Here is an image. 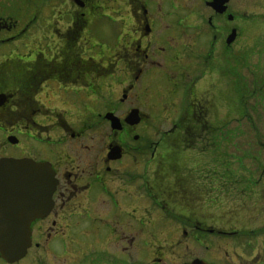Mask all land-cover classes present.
<instances>
[{
  "label": "flooded vegetation",
  "instance_id": "1",
  "mask_svg": "<svg viewBox=\"0 0 264 264\" xmlns=\"http://www.w3.org/2000/svg\"><path fill=\"white\" fill-rule=\"evenodd\" d=\"M211 1H203L208 12L204 18L193 9L191 0H37L35 3L40 7L33 12L35 16L56 18L60 24L64 23L61 24L63 32L55 29L56 35L52 36L57 40L46 49L33 52H22L18 45L14 48L0 46V159L47 164L56 180L51 209L46 216L31 223V246L25 256L13 264L28 258L31 264H46L42 262L44 258L49 259L47 264H79L74 248L64 249V254L58 256L62 260L53 262L51 255L55 253L50 250V242L66 234L69 228L77 232L80 226L98 219L107 227L116 228L111 230V237L100 243V248L114 246V251H119L121 245L120 252L128 254L136 238L133 236L135 213L142 214L137 217L138 221L148 215L155 226L175 228V232L169 234L170 238L175 234V242L171 239H164L163 244L159 242L162 246L154 247L147 257L150 263L167 260L173 253L172 248L180 246L181 238L190 236L201 245L197 242L200 233L209 238L231 239L235 244L248 238L240 231L201 228L194 202L179 205L170 203L172 201L167 203L165 199L160 201L156 196L151 198L152 192L163 194L160 185L167 175L164 155H155L158 147L161 146L164 153L171 143L180 144V152L195 149L200 135L209 131L207 117L209 111L216 110L215 93L210 89H216V83L228 75L232 47L242 40L248 25H256L264 18L246 10L250 5L262 9L259 0H239L238 7L235 0H228L222 14L207 6ZM21 2L0 0V44L7 42L6 39L17 44L26 32L28 27L22 24ZM99 19L120 20L126 30L121 44L114 52H109V56L97 49L85 50ZM178 20L183 23L177 24ZM216 20L221 24L216 25ZM169 30L174 34L168 33ZM259 30L264 34V27ZM232 33L234 40L227 44ZM8 35L11 37L7 38ZM188 37L192 38L191 43H185ZM245 45L242 40L238 46ZM104 78L115 80L119 86L126 85L116 100L119 106L139 90L148 98L151 111L184 112L179 121L162 132L158 142H152L145 134L147 130L141 129L148 116L140 112L143 109L139 107L128 106L127 112L119 117L114 112L118 109L117 103L109 102L104 114L94 112L87 120L81 115L77 125H72L63 115L70 109L48 106L49 91L56 94L61 105L74 106L87 93L97 95ZM205 80L208 88L197 96ZM140 83L145 87L138 89ZM153 99L157 102L153 103ZM132 110L138 111L139 122L135 125L125 122ZM74 111L101 110L79 107ZM107 115L119 121L118 130L111 129ZM103 125L109 128L105 144L101 136ZM139 126L142 135L138 134ZM139 157L143 163L153 164L151 178L149 172L148 175L145 171L136 172ZM130 187L134 192H130ZM154 200L160 203L155 204ZM140 201L145 202L142 208L137 206ZM156 210L163 214L157 220L152 219L151 213ZM120 224L129 229L127 234L131 237L123 235L125 229L119 230ZM83 232L86 236L89 234L82 229L80 235ZM136 234L144 233L136 231ZM250 234L254 233L249 231L248 236ZM250 243L247 240V246L241 243L240 248L245 251L248 247L249 251ZM212 251L210 248L206 260L193 257L180 264H264V253H254V250L241 251L243 254L236 250L219 251L217 255ZM0 264L8 263L0 257Z\"/></svg>",
  "mask_w": 264,
  "mask_h": 264
},
{
  "label": "rangeland",
  "instance_id": "2",
  "mask_svg": "<svg viewBox=\"0 0 264 264\" xmlns=\"http://www.w3.org/2000/svg\"><path fill=\"white\" fill-rule=\"evenodd\" d=\"M35 1L37 0H22L21 2L22 24L28 28L20 36L18 43L14 44L6 39L7 42L0 44L1 47L11 48L10 46H13L14 48L18 45L22 52L25 50L40 51L48 48L49 43H54L53 41L57 40L52 38L56 35L55 29L59 28L63 32L64 26L61 25L64 24L63 22L60 24L56 18L48 20L44 18L45 16L33 14L40 7ZM203 1L191 0L194 4L193 9L206 18L208 12ZM259 1H261L262 9L247 5L248 13L264 16V0ZM235 2L238 7L239 0H235ZM263 22L264 18L258 20L256 25L247 26V33L240 38L246 44L244 47L238 46L242 40H239L240 42L232 47L231 67L228 75L224 80L221 78L216 83V89H210L215 93L216 110L209 111L207 117V125H210L209 131L200 135L199 141L194 146L195 149L180 152L182 148L180 144L172 145L171 142H168V145H170L169 143L171 145L165 153L161 146L158 147L155 155H164L162 159L167 175H164L160 185L163 194L156 191L157 193L152 192L151 196L152 199L156 196L160 201L165 199L167 203L172 201L170 203L175 202L179 205H189L194 202L197 204L195 208L198 211L197 217L201 223H199L201 228L205 230L240 231L248 237L241 240L242 246H247V240L250 241L251 249L249 251L254 250V253H264V34L263 31L259 30L264 27ZM168 23L172 25L173 22ZM176 23L182 24L183 21L178 20ZM215 23L216 25L221 24V21L216 20ZM92 31V34L97 38L93 35L91 39L88 38V47L85 50L87 51L88 48L97 49L99 53H104L106 56H109V52H114L115 47L121 44L122 35L126 32L121 21L117 19H99ZM168 33H173V31L169 30ZM9 37L11 35L7 36V38ZM186 39L185 43H191L192 38ZM114 81L104 78L100 82L102 84L101 89L96 91L97 95L93 96L87 93L85 97H80L74 106L72 104L61 105L57 101L56 94L52 95V92L49 91L50 98L48 101L51 102L48 103V106L70 109V111H65L66 114L63 115L72 125H77L81 115L83 119L86 118L87 120L90 118V114H104L106 112L105 106L109 102L117 103L118 109L114 112L119 117L127 112L125 110L128 106L139 107L143 110L149 107L148 98L139 90L132 94L130 100L119 106L116 100L120 98V91L125 89L126 85L119 86ZM206 86L207 80L200 85L197 96L204 93V89L208 88ZM143 87L145 85L142 83L138 85V89ZM153 100V103L157 102V99ZM95 106L101 111H74L75 108L79 107L85 109L96 108ZM143 110L140 112L146 114L150 119L146 118L147 123H144L142 128L139 126L137 131L138 134L142 135L140 128L143 131L147 130L145 134L149 136L152 142H158L162 132L179 121L184 112L151 111L149 108L147 111ZM149 124L151 126L148 129ZM205 129L207 130V128ZM108 132L109 128L103 125L101 128L103 144L107 140ZM148 157L149 153H147L146 159ZM139 158L138 165H135L136 172L141 174L145 171L151 174V171L154 170L153 164L143 163L141 157ZM125 162L127 160H124ZM121 171L125 172V169ZM150 174L151 178L152 174ZM135 186L137 185L135 184ZM130 192H134L132 187H130ZM158 200L153 202L159 204ZM153 202L146 204L150 203L152 206L154 205ZM134 203L138 204L139 202ZM143 203L145 202L140 201L137 206L142 208ZM155 206L157 207V205ZM151 213L152 219L156 220L162 214L159 210ZM141 215L135 213L134 222L131 220L135 229L133 236L135 235L136 238L128 254L120 252L121 245L118 247L119 251H114V246L107 249L100 248V243L111 237V230L114 231L116 228L107 227V225L99 222V219L84 227L80 226L79 229H76L77 232H74L72 228L67 229L66 234L51 240V249L47 246L46 248L51 251L54 250L55 254L54 256L51 255V258L55 263L62 260L58 256L64 254V249L74 248L78 253L76 258L79 259V264H171V262L172 264H180L181 262H189L193 257L208 259L210 248L213 249L212 254L215 255L219 251L224 253V251L236 250L240 254L249 252L248 247L243 251L240 248L241 243L235 244L234 240L209 238L207 234L200 233L197 236V242L201 245L197 244L190 236L187 239L181 238L180 246L172 248L173 253L167 256L168 262L163 258L161 263L158 261L150 263L147 257L149 253H153L154 247L162 246L159 242L163 244L164 239L175 242V234L172 235L173 238H170V235L175 232V228H163L159 224L155 226L151 223L148 215H143V220L140 222L137 217ZM118 227L119 230L125 229L121 224ZM82 229L89 234L86 236L83 232L80 235ZM128 230L126 228L123 235L128 236ZM136 231L139 233L141 231L145 235H137ZM164 231H166L165 234ZM249 231L254 234L248 236ZM166 235L169 238H165ZM44 255L47 254L44 253ZM45 259L42 262L47 264L46 261L49 259ZM20 264H31V262L28 258L27 261L22 260Z\"/></svg>",
  "mask_w": 264,
  "mask_h": 264
},
{
  "label": "water",
  "instance_id": "3",
  "mask_svg": "<svg viewBox=\"0 0 264 264\" xmlns=\"http://www.w3.org/2000/svg\"><path fill=\"white\" fill-rule=\"evenodd\" d=\"M227 2L212 0L207 6L222 14ZM234 37L232 33L227 44H231ZM106 118L111 123V129L120 128L115 117L107 115ZM125 122L137 124L138 111L132 110ZM55 186L53 171L47 164L0 159V257L8 264L21 260L30 248V225L46 216L51 209Z\"/></svg>",
  "mask_w": 264,
  "mask_h": 264
}]
</instances>
